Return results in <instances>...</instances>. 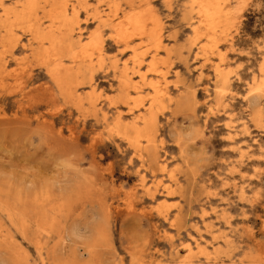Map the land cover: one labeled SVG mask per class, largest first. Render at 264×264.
I'll return each instance as SVG.
<instances>
[{
	"label": "rangeland",
	"instance_id": "374dc122",
	"mask_svg": "<svg viewBox=\"0 0 264 264\" xmlns=\"http://www.w3.org/2000/svg\"><path fill=\"white\" fill-rule=\"evenodd\" d=\"M150 1L165 34L179 44L170 61L172 93L181 80V90L197 95L196 116L190 103L157 117L159 160L175 170L181 191L167 195V178L152 175L156 162L144 167L135 150L105 127L104 112L109 122L137 115L138 105L125 103L127 92L111 69L122 68L132 51L111 40L109 28L101 29L110 58L93 75L96 110L61 94L33 57L38 46L30 45L32 34L17 27L7 50L0 47L8 60L0 78V264H177L188 257L187 246H195L192 237L210 249L230 238L236 259L264 264V116L252 121L241 103L264 67V0H246L221 39L236 76L233 99L216 115L205 95L214 87L216 57L189 45L192 21L185 19L182 0ZM91 4L109 10V0ZM80 22L77 36L96 30L85 12ZM41 24L47 28L49 20ZM79 89L83 97L90 94L88 87ZM227 113L236 116L234 136L225 127ZM239 147H249L243 158ZM142 176L150 191L142 188Z\"/></svg>",
	"mask_w": 264,
	"mask_h": 264
},
{
	"label": "bare ground",
	"instance_id": "6f19581e",
	"mask_svg": "<svg viewBox=\"0 0 264 264\" xmlns=\"http://www.w3.org/2000/svg\"><path fill=\"white\" fill-rule=\"evenodd\" d=\"M169 1L165 0V3ZM182 2L181 8L185 12V19L192 21L193 35L188 41L189 45L216 57L212 66L214 87L213 90L207 88L205 92L206 98L213 100L210 111L216 115L221 113L222 109L227 110L228 104L225 103L230 104L233 99L229 95L232 93V80L236 76L233 66L227 60L228 50L224 51L221 48V39L237 19L246 0H182ZM102 8L91 4V0H16L14 5L0 0V47L7 50L6 48L13 42L15 28L28 30L32 34L30 45L38 46L33 57L47 67L51 80L61 94L75 101L78 106L90 105L97 110L98 103L92 96L95 95L98 85L93 75L95 71L108 65L110 54L106 50L101 29L109 28V38L122 45L125 50L132 51L131 59L127 60L122 68L113 64L111 69L114 70L122 91L127 92L128 101L125 103L138 105L139 109L137 115L130 121L119 115L116 121L109 122L108 112H104L105 127L135 150L144 167L149 168L146 166L147 162H156L158 170L155 169L152 175L156 178L159 171L167 178L168 183L164 190L172 197L181 189H178L179 181L175 170L169 169L166 160H159L161 155L157 146V117L174 107L185 109L190 103L196 116L197 105L195 91L181 90V80L175 84L177 95L172 93L174 86L169 81V74L173 62L170 61L176 57L179 44L176 36L165 34V23L150 0H109V10ZM82 12L92 17L97 25L96 30L88 37H83V33L80 36L76 35L80 32L78 28L81 27ZM44 19L49 20L47 28H43L41 24ZM7 65L8 60L0 57V78L5 73ZM150 74H155V77L150 78ZM85 87L90 91L87 97L79 93V88ZM146 91L148 92L145 93ZM144 93L146 95H143ZM144 96L147 97L146 105L141 104ZM241 103L244 104V109L250 114L252 121L256 122L263 118L264 67L261 76L254 77L250 83ZM142 105L143 108H140ZM108 106L115 107L116 103L109 100ZM235 120L234 114H226L225 127L232 136L237 128ZM246 149L240 147L237 149L240 158L244 157ZM141 181L142 188L150 191L145 176H142ZM246 195L247 191L242 188L241 199ZM206 227L207 231L213 234L210 230L212 227L209 225ZM20 229L25 235L24 224H20ZM71 230L74 232V228ZM224 238L226 246L210 249L207 244L203 246L200 240L192 237L195 246L188 245V257L177 264H246L243 259L234 257L235 249L230 244V238ZM195 248L197 250H194ZM225 260L229 262L226 263Z\"/></svg>",
	"mask_w": 264,
	"mask_h": 264
}]
</instances>
